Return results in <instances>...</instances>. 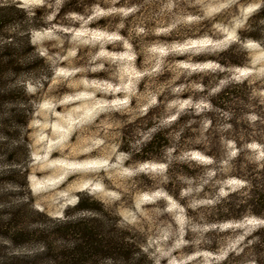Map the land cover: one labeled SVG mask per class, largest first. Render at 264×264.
Wrapping results in <instances>:
<instances>
[{
  "label": "rangeland",
  "instance_id": "374dc122",
  "mask_svg": "<svg viewBox=\"0 0 264 264\" xmlns=\"http://www.w3.org/2000/svg\"><path fill=\"white\" fill-rule=\"evenodd\" d=\"M71 1L0 0L35 12L40 27L28 35L45 65L40 80L26 81L24 97L12 91L0 101V197H18L6 172L17 166L5 160L17 149L14 162L26 167L34 209L62 218L78 197L92 196L135 235L152 264H224L229 254L226 264H253L235 257L242 246L247 256L263 257L253 252L264 217L224 210L242 183L191 149L210 139L219 149L263 156L255 141L264 142L262 0H78L79 13L62 11ZM251 25L262 43L246 37ZM3 30L25 33L16 24ZM229 53L238 65L221 63ZM223 90L222 115L209 102L220 104ZM157 96L160 126L187 108L197 119L184 127L190 137L171 132L157 159L137 161L121 148L135 152L155 132L142 116ZM12 114H24L25 125Z\"/></svg>",
  "mask_w": 264,
  "mask_h": 264
},
{
  "label": "trees",
  "instance_id": "16d2710c",
  "mask_svg": "<svg viewBox=\"0 0 264 264\" xmlns=\"http://www.w3.org/2000/svg\"><path fill=\"white\" fill-rule=\"evenodd\" d=\"M78 0L71 1L70 6L64 5L61 10L79 13ZM257 16L264 19V0L257 12ZM20 21H25L21 25ZM35 12L28 13L15 3L0 4V101L8 99L12 91L24 97V86L27 80L42 77L44 60L39 57L30 45L29 31L40 27L35 23ZM10 24L19 25L25 33L22 36L15 33L8 34L3 27ZM250 28V26H249ZM250 39L263 40L256 34L258 30L251 25ZM253 31V32H252ZM264 46V44H263ZM242 55V52L236 55ZM229 57V58H228ZM223 65H238L233 60L235 54L229 53ZM214 59V58H213ZM10 83L13 88H9ZM9 85V86H7ZM229 93L223 90L219 93L220 104L210 100V105L220 110L222 115L227 112ZM161 98L156 97V104L146 109L142 119H147V127H156L150 139L143 143L135 152L130 148H121L128 157L137 161H154L169 144L171 132L185 139L192 134L189 128L193 127L197 115L192 108H187L181 113H175L172 122L166 127L160 126V120L165 117L161 112ZM29 110V109H28ZM11 118L18 125H25L24 114H16ZM229 123L232 121L229 119ZM250 136L247 137L249 140ZM262 137V136H261ZM264 137V136H263ZM262 138L255 141L261 143V154L258 160L249 157V151L236 147L234 150L214 147L213 140H208L209 146L197 145L191 147L192 151L202 155L216 164L226 166V176L242 183L240 191L227 194L226 198L235 196L236 202L228 203L224 207L226 213L239 212L248 208L253 216L264 217V142ZM237 141L236 139L234 140ZM17 147V146H16ZM14 149L6 155V161L13 163L17 168H10L8 183L14 184L18 197L9 200L5 193L0 197V264H152L148 256L143 253L141 246L136 241L135 235L126 227L118 225L117 219L104 205L92 196L77 198L73 211L62 218H53L46 213L33 208V200L27 183L26 167L14 162ZM231 152L233 155L231 156ZM187 166L196 165L195 161L188 160ZM213 177L218 174L216 168L211 169ZM185 175L192 177L194 172ZM17 178H22V183ZM167 192L174 193L167 188ZM222 203L216 204L221 208ZM227 217L216 218L222 221ZM264 231V228H262ZM255 253L264 254V236L254 245ZM245 246H242L235 255L236 258H245L253 264H264V256H247ZM234 254H229L224 260L228 263Z\"/></svg>",
  "mask_w": 264,
  "mask_h": 264
}]
</instances>
